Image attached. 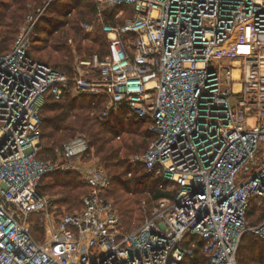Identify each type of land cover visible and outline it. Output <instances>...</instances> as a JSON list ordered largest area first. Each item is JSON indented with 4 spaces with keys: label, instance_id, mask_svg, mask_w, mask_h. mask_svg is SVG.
I'll list each match as a JSON object with an SVG mask.
<instances>
[{
    "label": "built area",
    "instance_id": "obj_1",
    "mask_svg": "<svg viewBox=\"0 0 264 264\" xmlns=\"http://www.w3.org/2000/svg\"><path fill=\"white\" fill-rule=\"evenodd\" d=\"M94 3L97 17L81 29L102 24L109 51L78 58L74 77L29 55L44 10L28 15L0 55V264H183L198 247L206 264H238L243 237H264V222L247 221L251 200L264 202V0ZM123 6L134 11L124 25L105 23ZM69 92L107 97L104 119L127 108L150 122L156 138L130 163L170 181L176 196L134 232L102 196L113 176L95 162L85 167V137L63 146L60 164L38 159L45 98ZM78 168L91 192L82 211L58 218L41 180ZM34 214L43 241L32 235Z\"/></svg>",
    "mask_w": 264,
    "mask_h": 264
},
{
    "label": "trees",
    "instance_id": "obj_2",
    "mask_svg": "<svg viewBox=\"0 0 264 264\" xmlns=\"http://www.w3.org/2000/svg\"><path fill=\"white\" fill-rule=\"evenodd\" d=\"M50 1L0 0V55L11 52L28 15L43 9ZM121 10H126L125 16L116 21L115 16ZM97 13L94 0H54L36 25L30 57L70 77L76 75L74 65L77 56L83 58L98 54L105 59L109 43L102 24H98L91 34L81 29L83 23L93 22ZM132 15V8L116 7L104 14V21L124 25ZM71 45L76 46V53ZM108 102L107 97L90 94L74 96L69 92L59 99L52 94L47 95L40 110L43 149L38 159L55 161L57 148L77 136L87 137L90 154L93 152V156L113 176L110 190L103 192L102 196L108 202H114L124 231L131 233L151 215L154 203L174 199L176 191L168 189L171 183L164 177L148 172L144 165L130 163L133 156L144 154L156 138L149 131L150 122H137L127 108L113 113L110 119H103ZM39 191L53 199L52 208L60 218L64 210L69 214L82 211V198L89 195L91 188L82 183L77 173L58 170L43 177ZM40 216L32 215L30 222L34 238L43 241L46 228L40 222ZM247 221L251 226L264 222V202L260 199L251 200ZM195 252L196 260L186 259L183 264L207 263L200 247ZM237 258L238 264H264V240L255 233H247Z\"/></svg>",
    "mask_w": 264,
    "mask_h": 264
},
{
    "label": "rangeland",
    "instance_id": "obj_3",
    "mask_svg": "<svg viewBox=\"0 0 264 264\" xmlns=\"http://www.w3.org/2000/svg\"><path fill=\"white\" fill-rule=\"evenodd\" d=\"M54 0H51L43 9H39V10H44V14H43V16L45 15V12L47 11V7H49V5H51V3L53 2ZM38 11V10H37ZM36 11V12H37ZM35 13V12H34ZM72 46V45H71ZM72 49H73V51L75 52L76 51V46H72ZM76 53V52H75ZM84 56V55H83ZM83 56H81V57H83ZM76 58H78V56L76 57ZM105 111H106V109H105ZM105 111L103 112V114L105 113ZM102 117H103V115H102ZM104 119V118H103ZM79 137H82V136H77L76 138H79ZM85 137V136H84ZM76 138H74V139H76ZM87 140H88V138L87 137H85ZM73 139V140H74ZM72 141V140H71ZM70 142V141H69ZM68 143V142H67ZM66 144V143H65ZM64 144V145H65ZM63 145V146H64ZM42 146H43V144H42ZM63 146L62 147H59V148H57L56 149V151H55V153H56V155H57V158L55 159V161H56V163L57 164H60L61 162H62V158L60 157V154L62 153V148H63ZM93 153V152H92ZM90 154V157L88 158V159H90V160H88L87 162H85V160H84V162H85V167L87 168V167H90V166H92V167H95V164H94V162L95 163H98L99 165H101V163H100V160H98V158L97 157H95V156H93V154ZM54 159H47V160H44V161H53ZM77 162H79V161H77ZM81 162V161H80ZM83 162V163H84ZM78 166V165H77ZM101 166H103V165H101ZM104 167V166H103ZM106 168V167H105ZM79 169V171L78 172H75V173H77L80 177H81V181H82V183L84 184V181H85V176H84V171L81 169V168H78ZM107 170V169H106ZM107 172L109 173V171L107 170ZM171 186V184L168 186V189H169V187ZM106 193H107V191H106ZM90 194V193H89ZM88 196V195H87ZM86 196H84L83 198H82V202H83V199L85 198ZM54 198V197H53ZM56 199V198H55ZM111 203H113L114 204V202H111ZM158 203H159V201L158 202H156V203H154V205H153V208L151 209V215L148 217V218H150L151 216H152V214L155 212V210H156V208H157V206H158ZM115 206V205H114ZM80 211V210H79ZM64 212L65 213H68L67 211H65L64 210ZM256 236H259V235H257L256 234ZM262 240H264V237H261V236H259ZM237 262H238V258H237Z\"/></svg>",
    "mask_w": 264,
    "mask_h": 264
},
{
    "label": "crops",
    "instance_id": "obj_4",
    "mask_svg": "<svg viewBox=\"0 0 264 264\" xmlns=\"http://www.w3.org/2000/svg\"><path fill=\"white\" fill-rule=\"evenodd\" d=\"M84 58V57H83ZM77 59L78 58H76V60H75V65H74V69L76 68V61H77ZM79 59H81V58H79ZM75 72H76V70H75ZM132 116V115H131ZM110 119V118H109Z\"/></svg>",
    "mask_w": 264,
    "mask_h": 264
}]
</instances>
